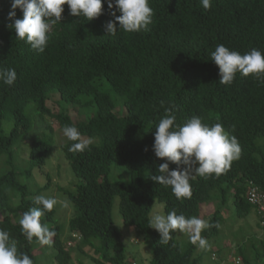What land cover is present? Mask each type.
<instances>
[{"label":"trees","instance_id":"16d2710c","mask_svg":"<svg viewBox=\"0 0 264 264\" xmlns=\"http://www.w3.org/2000/svg\"><path fill=\"white\" fill-rule=\"evenodd\" d=\"M148 2L153 9L148 29L128 33L117 24L115 35L105 29L106 23L114 20L111 12L120 15L115 0L111 10L108 0H102L103 12L93 20L72 16L64 5L62 20L52 27L45 51L39 53L17 39L9 27L13 23L8 18L12 0H0V70L15 69L17 76L11 86L0 80V156L5 155V164L12 167L13 151L32 128L25 112L30 103L39 119L49 117L61 130L65 125L75 126L82 137L97 140L82 152H70L73 142L68 140L61 146L63 158L78 180L75 193L62 191L74 210L68 230L71 237L77 236L76 248L82 254L85 247L93 251V264H125L122 234L111 214L116 197L124 228L142 235L150 247L148 264H203L206 253L196 254L198 248L188 236L179 242L178 230L171 233L169 242H159V233L148 225L154 201L165 205V215L175 209L185 217H199L200 207L213 202L216 208L208 221L221 226L225 220L222 212L231 202L236 220L254 211L257 226L264 228L246 199L249 183L264 189V148L256 144L264 136V79L237 73L231 84L222 85L219 69L211 61V52L218 44L240 54L253 48L264 54V0H210L208 10L201 0ZM15 12V19L22 18L19 9ZM51 95L74 108L81 120L74 122L63 111L51 112L46 105ZM166 108L171 109L176 125H183L192 116L209 125L221 123L242 148L240 158L226 173L192 178L190 199L178 200L169 186L150 179L160 174L158 166L164 163L155 156L153 144L155 127ZM5 120L12 123L8 135L2 133ZM43 134L30 145L27 169L12 168L0 175V211L5 213L0 230L9 232L18 252L27 254L33 264H39L35 253L38 243L35 238L27 242L18 221L12 223L10 216L20 217L29 208L40 207L33 202L39 190L30 192L19 178L29 180L34 169L44 166L52 138ZM113 165L125 168L129 180L108 181ZM176 167L171 164L170 171ZM184 167L180 165L181 170ZM53 217V210L45 212L41 222H52ZM50 229L56 232L50 245L55 264H70L61 227ZM220 229H205L201 235L212 240ZM77 238L71 239L75 242ZM249 241V250L237 245V260L264 264V241L258 248ZM215 252L220 257L219 250Z\"/></svg>","mask_w":264,"mask_h":264},{"label":"clouds","instance_id":"9594fccd","mask_svg":"<svg viewBox=\"0 0 264 264\" xmlns=\"http://www.w3.org/2000/svg\"><path fill=\"white\" fill-rule=\"evenodd\" d=\"M201 3L205 10L211 7L210 0H201ZM64 5H67L72 16H83L87 20L96 19L103 12L102 0H12L8 18L13 23L9 27L14 29L17 39L25 41L32 50L43 53L49 40L48 33L63 18ZM108 8H113L112 0H108ZM115 8L120 15L117 16L114 11L110 13L114 20L106 23L107 34L115 35L117 24L124 32L133 33L147 30L153 23V9L148 0H115ZM16 9L22 12V18L15 19ZM211 61L219 69V83L222 85L231 84L237 73L243 77L251 75L257 80L264 79V54L255 48L240 54L218 44L211 52ZM16 78L15 69L0 70V80L5 84L13 85ZM175 119L171 109L166 108L165 116L155 127L153 150L157 158L177 167L169 171L168 163H162L158 166L160 174L152 175L150 179L169 186L176 199H190V180L194 176L208 179L226 173L232 163L240 158L242 148L238 139L229 135L219 122L209 125L198 116H192L183 125H176ZM61 131L68 141L73 142L70 152H82L91 144V140L83 138L75 126L65 125ZM181 164L185 166L183 170L180 169ZM33 202L40 207H32L23 212L18 219L20 231L27 242L32 243L35 238L40 245L50 246L56 232L42 223L41 217L45 212H51L57 203L67 208L70 201L66 198L57 201L41 194L35 196ZM164 207L162 203L158 205L160 210ZM148 225L159 233V242H169L172 239L171 233L178 230L188 234L190 243L202 251L211 248L207 239L201 235L202 231L221 227L219 222L209 223L199 217L178 215L175 209L166 215L162 211L154 212ZM0 264H33L27 254L18 252L17 242L10 240L9 232L4 230H0Z\"/></svg>","mask_w":264,"mask_h":264},{"label":"rangeland","instance_id":"374dc122","mask_svg":"<svg viewBox=\"0 0 264 264\" xmlns=\"http://www.w3.org/2000/svg\"><path fill=\"white\" fill-rule=\"evenodd\" d=\"M46 105L53 113L63 111L67 113L74 122L81 120L74 108L58 102L57 96L55 95L50 96ZM33 109L34 105L32 103L27 105L25 112L32 120V128L23 135L19 145L13 151L14 160L12 167L5 164V155L0 156V175L8 172L12 168L18 171L27 169L29 166V149L32 141L42 138L44 135L43 133H45V135L50 134L52 138V149L44 162V166L41 169H34L31 179L26 180L25 177L21 176L19 180L21 183L28 185L30 192H37L39 190L37 195L43 194L47 197L55 198L57 201L65 198L67 199L62 191L73 194L75 193L76 184L78 183V180L63 158L61 151V146L66 142L67 138L63 136L61 129L49 117L39 119L40 117ZM11 129V121L5 120L2 124L3 135H8ZM90 140L93 144L97 143L96 139ZM256 144L264 148V136L257 139ZM163 161L164 163H168L164 159ZM171 164L172 163H168L169 171ZM107 179L110 182L128 181L129 174L125 168L113 165ZM47 183L49 184L48 188L41 190ZM17 202L18 200L16 198L12 199L14 205H16ZM159 204L161 203L158 201L153 202L149 217L156 211H162L164 214L163 209L160 210L158 208ZM215 208L216 205L213 202L203 204L200 207L199 218L208 221ZM53 211V221L47 222L46 224L49 227H53L54 225L61 227V240L65 247L69 249L71 255L70 264H93L90 260V257L93 256V251L89 247H85L82 250V254L76 248L78 239H75V242L71 239L73 236H70L68 223L74 215L72 204L70 203L67 208H64L60 203H57ZM111 214L115 226L122 234V241L125 246V264H148L151 257L150 247L148 243L144 241L142 235H138L132 228H124L119 213V199L117 197L113 200ZM4 215L5 213L0 211V220ZM222 215L225 217V220L221 226L219 236L215 239L207 240L211 248L206 251L203 256V264H228L232 261L242 264V261H238L234 254L237 245H240V247L245 250H249L251 247V242L249 240L251 239L256 248L260 247V242L264 241V228L262 226H257V217L254 211H251L245 219L236 220L233 216V206L231 202L228 203V209L224 210ZM10 218L12 223H16L19 219L17 215H11ZM187 236L188 234L180 232L177 240L179 242H184ZM37 245L38 248L35 253L39 259V264H55L54 250L49 245L42 246L39 243ZM217 250H219L220 257H218L215 252ZM210 252L213 255H210ZM199 253H202V250L198 249L196 254ZM223 257L224 260H222Z\"/></svg>","mask_w":264,"mask_h":264},{"label":"built area","instance_id":"2783aa9c","mask_svg":"<svg viewBox=\"0 0 264 264\" xmlns=\"http://www.w3.org/2000/svg\"><path fill=\"white\" fill-rule=\"evenodd\" d=\"M247 202L255 208L257 215L261 218L260 224H264V189L257 188L255 185L249 183L247 185ZM255 189V191H253ZM256 199H253V197ZM73 237L77 238L75 235ZM78 239V238H77Z\"/></svg>","mask_w":264,"mask_h":264}]
</instances>
